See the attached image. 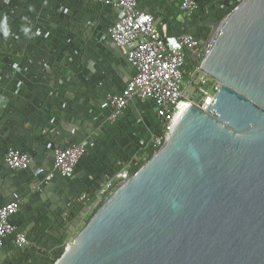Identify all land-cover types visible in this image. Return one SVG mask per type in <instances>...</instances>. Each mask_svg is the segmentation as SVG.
I'll list each match as a JSON object with an SVG mask.
<instances>
[{
    "label": "water",
    "instance_id": "obj_1",
    "mask_svg": "<svg viewBox=\"0 0 264 264\" xmlns=\"http://www.w3.org/2000/svg\"><path fill=\"white\" fill-rule=\"evenodd\" d=\"M166 142L90 216L54 264H264V0L221 22Z\"/></svg>",
    "mask_w": 264,
    "mask_h": 264
},
{
    "label": "crops",
    "instance_id": "obj_2",
    "mask_svg": "<svg viewBox=\"0 0 264 264\" xmlns=\"http://www.w3.org/2000/svg\"><path fill=\"white\" fill-rule=\"evenodd\" d=\"M142 2L146 9L151 10L147 4L154 6L168 41L201 21L186 18L178 0ZM7 5L16 9L11 17L15 27L26 21L34 32L25 36L22 46L15 43L9 54L0 48V207L20 202L10 220L28 232L31 243L18 249L12 238L7 240L0 249V264H54L88 217V204L77 198L95 192L150 151L160 122L154 111L153 122L145 115L147 101L154 108L151 100L133 98L115 121L101 108L106 95L120 92L135 73L109 35L120 16L113 3L0 0L1 13ZM36 38L43 42L36 45ZM84 138L90 146L72 178L58 176L46 183L31 170L15 171L5 163L12 146L28 152L33 164L49 167L56 147Z\"/></svg>",
    "mask_w": 264,
    "mask_h": 264
},
{
    "label": "built area",
    "instance_id": "obj_3",
    "mask_svg": "<svg viewBox=\"0 0 264 264\" xmlns=\"http://www.w3.org/2000/svg\"><path fill=\"white\" fill-rule=\"evenodd\" d=\"M97 1L113 3L119 9L120 16L109 27V35L135 69L134 75L120 92L106 95L101 102V108L109 112L111 121H115L133 98L151 100L155 115L160 122V131L152 137L149 145V149L155 153L165 144L167 124L173 119L183 100L194 103L193 97L197 90L206 81L211 80L210 87L197 103L206 110L219 91L221 82L202 69V62L215 42L218 29L213 33L206 47L208 38L201 40L192 30L177 31L172 41H168L156 15L151 10L141 7L138 0ZM242 1L238 0L236 6ZM206 4L202 0H181L179 7L189 20L203 19ZM221 7L225 8L224 4ZM188 56L192 58L195 68L193 73L187 70ZM198 71L204 74L194 86V78ZM89 146L90 141L84 138L56 147L53 162L49 167L33 164L28 152L11 146L6 150L5 163L15 171L31 170L35 177L42 178L46 183L58 176L72 178L75 176L78 162L87 153ZM148 156L149 151L141 158L131 161L95 192L86 191L80 194L77 201L89 206L88 217L83 220L82 227L114 190L131 177L134 164L147 160ZM19 209L18 200L9 201L0 207V249L11 238L18 249H24L31 243L28 232L19 230L10 220ZM74 238L67 242L66 248Z\"/></svg>",
    "mask_w": 264,
    "mask_h": 264
},
{
    "label": "rangeland",
    "instance_id": "obj_4",
    "mask_svg": "<svg viewBox=\"0 0 264 264\" xmlns=\"http://www.w3.org/2000/svg\"><path fill=\"white\" fill-rule=\"evenodd\" d=\"M226 3H227V5H230V8L232 6L234 8L237 5L238 0H231V1L226 2ZM233 8H232V10H233ZM15 10H16L15 7H12L11 5L10 6L7 5V9L4 10L5 12L4 13L0 12V48L2 49V52H6L8 54L10 52V49L13 48V46L15 45V43H17L19 46H22V44H24L26 41L25 36H27L29 34V32H30V34L32 32H34L31 29L32 26H30V23L26 22V21L22 24L19 23L18 27H15L16 24L14 23L13 19L11 18L12 14L15 13L14 12ZM193 19H195V18H193ZM195 21H198V20H195ZM21 27L22 28L24 27V30H21L20 29ZM35 31L38 33H41L40 29H36ZM16 32H18L20 35ZM210 32L208 31V33H205L204 40H206L209 37ZM46 34L48 35L49 33H46ZM46 34H43V35H46ZM40 42H43V41L40 40L39 38H36L35 44L39 45ZM8 54H6V55H8ZM0 63L4 64V61L0 60ZM194 69L195 68H193L191 73H193ZM203 74H204L203 72H200V71L197 72V74L195 75V78H194V86L196 85V82L201 78V76ZM2 75H3V73H2ZM187 77L189 78L190 75H188ZM146 104L149 107V111L145 115L151 122H153L154 117L152 115V112L154 111V108H152L151 104L148 103V101L146 102ZM65 249H66V247H63L62 251H65Z\"/></svg>",
    "mask_w": 264,
    "mask_h": 264
},
{
    "label": "trees",
    "instance_id": "obj_5",
    "mask_svg": "<svg viewBox=\"0 0 264 264\" xmlns=\"http://www.w3.org/2000/svg\"><path fill=\"white\" fill-rule=\"evenodd\" d=\"M138 1H139L140 6L144 8V4H143L142 0H138ZM180 1L181 0H178V2H177L178 5H179ZM229 1H231V0H214V2L212 4L204 5L205 8H204V14H203L204 17H203V19H209V20H214V21L222 20L229 13L232 12L233 6L230 8V5H227V3H226V2H229ZM223 4H224L225 8L221 7ZM147 6H149L151 8V11L155 14L154 6L150 5V4H147ZM198 21H200V20H198ZM190 25H189V27L182 28L181 31H189L190 30ZM203 38H205V34H203ZM193 68H194V65H193V62H192V58L190 56H188L187 70L188 71H192ZM142 153L143 152L140 151L139 155H141ZM153 154H154V151L150 150L149 151V156L147 157V160H149L152 157ZM147 160H141V161H138L137 163H135L134 167L132 169V172L135 173Z\"/></svg>",
    "mask_w": 264,
    "mask_h": 264
},
{
    "label": "flooded vegetation",
    "instance_id": "obj_6",
    "mask_svg": "<svg viewBox=\"0 0 264 264\" xmlns=\"http://www.w3.org/2000/svg\"><path fill=\"white\" fill-rule=\"evenodd\" d=\"M202 20H209V19H201V21ZM212 21H214V20H212ZM199 22L200 21L191 23L190 30L197 33L199 35V37L201 38V40H204L203 34L208 33V31L210 32L212 28L210 25H207V24L206 25H198Z\"/></svg>",
    "mask_w": 264,
    "mask_h": 264
}]
</instances>
